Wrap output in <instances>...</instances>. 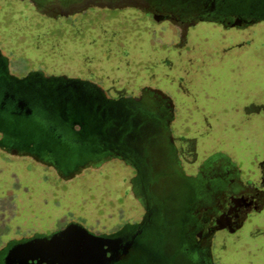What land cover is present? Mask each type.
<instances>
[{"label": "rangeland", "instance_id": "374dc122", "mask_svg": "<svg viewBox=\"0 0 264 264\" xmlns=\"http://www.w3.org/2000/svg\"><path fill=\"white\" fill-rule=\"evenodd\" d=\"M0 47L16 76L89 80L112 99L162 89L175 104L171 135L188 174L219 151L239 163L244 183L264 187V20L241 28L201 20L181 30L131 6L51 16L30 0H0ZM91 159L62 178L0 150V247L71 220L105 232L140 219L131 165L120 156ZM211 243L218 264H264V202Z\"/></svg>", "mask_w": 264, "mask_h": 264}, {"label": "flooded vegetation", "instance_id": "af4514ba", "mask_svg": "<svg viewBox=\"0 0 264 264\" xmlns=\"http://www.w3.org/2000/svg\"><path fill=\"white\" fill-rule=\"evenodd\" d=\"M30 1L51 16L131 6L181 30L201 20L238 28L264 20V0ZM8 61L0 47V150L53 167L61 177L94 156H120L133 168L131 192L143 213L111 231L71 220L10 238L0 247V264H218L210 253L214 233L234 232L261 211L264 187L244 183L228 154L216 151L193 173L185 171L170 129L175 104L162 89L143 86L135 96L112 99L89 80L13 75ZM29 241V253L8 257ZM85 254L92 256L79 262Z\"/></svg>", "mask_w": 264, "mask_h": 264}, {"label": "water", "instance_id": "95a60500", "mask_svg": "<svg viewBox=\"0 0 264 264\" xmlns=\"http://www.w3.org/2000/svg\"><path fill=\"white\" fill-rule=\"evenodd\" d=\"M32 243H33V241H29V242H26V243H21V244L15 245V247H13L11 249V251L9 252L8 257L16 254L20 250H21V254L22 253H25V254L29 253V251L33 249V244Z\"/></svg>", "mask_w": 264, "mask_h": 264}, {"label": "bare ground", "instance_id": "6f19581e", "mask_svg": "<svg viewBox=\"0 0 264 264\" xmlns=\"http://www.w3.org/2000/svg\"><path fill=\"white\" fill-rule=\"evenodd\" d=\"M89 256H92V255H90V254H85L83 257H79L80 258V260L81 261H79V262H83L84 260H85V258H88ZM90 258V257H89ZM77 261V260H76ZM92 262H94L95 263V261H92Z\"/></svg>", "mask_w": 264, "mask_h": 264}, {"label": "trees", "instance_id": "16d2710c", "mask_svg": "<svg viewBox=\"0 0 264 264\" xmlns=\"http://www.w3.org/2000/svg\"><path fill=\"white\" fill-rule=\"evenodd\" d=\"M108 158H109V157H108ZM83 165H84L83 167H85V166H90V165H88L87 163H86V164H83ZM79 166L82 167V164L78 163V164H76L75 167L77 168V167H79ZM77 169H78V168H77ZM74 170H75V169H74ZM77 172H78V171H77ZM77 172H75V173H77ZM62 178H63V177H62ZM67 178H68V177H67Z\"/></svg>", "mask_w": 264, "mask_h": 264}]
</instances>
